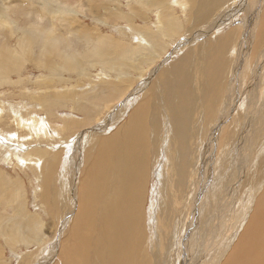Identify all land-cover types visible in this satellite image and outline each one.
I'll use <instances>...</instances> for the list:
<instances>
[{"label": "rangeland", "instance_id": "1", "mask_svg": "<svg viewBox=\"0 0 264 264\" xmlns=\"http://www.w3.org/2000/svg\"><path fill=\"white\" fill-rule=\"evenodd\" d=\"M154 1L0 0V57L5 50L15 59L20 58L21 60L19 68L10 69L3 74L1 71H4L7 65L3 62V57L0 58V64L1 62L3 64L0 70V146L3 147L0 148V177L3 171L11 180L9 188H6L0 180V215L11 213V208L5 204L11 198L9 193L11 190L23 195L20 203L26 207L28 216L36 219V223L26 230L23 241L15 244V250L5 244V238L0 232L1 256L6 261L4 264H37L40 257L42 259L39 264H52L57 259L60 250V238L64 242H72L77 237L83 239L84 232L77 230L76 224L80 218L79 209L83 206L88 187V155L86 152L83 153L89 145L87 138L93 133L105 136L111 130L116 139L114 143L116 148L122 143L133 147L145 143L144 123L141 128L130 127L123 134L120 133V127L128 123L130 115L125 114L124 118L118 117L109 129L104 128V122L117 110L122 101L129 100L131 103L133 99L135 101L140 99L146 88L151 89L150 84L155 77L171 99L179 98L182 103L186 102L189 86L194 96L197 95L198 105L195 108L200 112L211 108V118L207 124L201 119L194 120L192 114L186 111L173 119V135L169 147L178 148L181 153L178 155L179 159L175 158V172L170 176L173 188L171 197L181 199V206L186 210V214H182L179 225L177 220L176 229L179 231L172 240V253L175 249L180 261L186 258V253L189 254L190 259L192 257L196 261L201 259L202 247L200 244H195L196 239L200 243L211 242L208 235L209 227L201 229L202 217L194 215L192 209L214 196L212 188L214 181L220 178L224 189L227 190L236 186L240 187L241 177L238 169L242 166L249 168L264 159V114L256 117V122L261 123V129L256 132L248 129L241 135L237 145H234L236 141H230L227 144L225 142L221 147L217 146L213 152L209 148L210 142L212 144L215 142L211 141L213 137L218 139L223 135L224 128H217V125L222 120H229L227 115L235 118L239 127L245 121V106H238V102L234 104L238 92H245L254 76L250 75L245 83H240L235 72L245 55V49L249 51L253 49L250 44L251 24L249 21L252 15L244 11L245 0L244 2L240 0H194L197 1L198 7H182V5L173 3L175 0ZM199 7L207 9L204 16L197 15ZM239 8L242 9L239 11ZM219 18L221 21L216 23ZM70 20L76 24L75 30L70 31ZM246 20H248L247 23ZM257 22L258 30L264 36V26L260 17L257 18ZM65 25L70 26L69 30L63 28ZM209 25L212 27L208 30ZM33 26H37L39 33L31 30L28 31V37H24L23 32ZM230 30L234 41L232 43L234 47H231L234 48L233 50L221 46L225 40V34ZM133 32L140 33L141 37L134 38ZM191 36L197 37L191 40ZM107 39L115 40V42L108 46ZM163 44L165 45L164 51L160 53L154 50V47L156 50L161 49ZM111 46L115 49L113 52ZM241 46L245 51L238 55L237 52ZM106 47L110 49L107 52L108 55L104 57L105 59H98L97 57L104 53ZM59 48L69 51L68 54L76 57L84 74L72 69L56 72L54 68H39L25 55L28 50L38 53L37 49H40L53 64L55 61L59 64L58 57L53 59L46 54L51 49L55 50L54 54H56ZM263 48L264 42L257 50L260 51ZM25 49L28 50L25 52ZM183 54L191 58V62L186 66L177 62L184 59ZM82 56H89L93 61L85 64ZM113 65L126 66L128 70L123 73L124 75H118L111 71ZM164 66L167 67L157 72ZM106 69H110L108 71L110 77L103 73ZM50 74L53 75L49 76ZM202 74L213 75L214 80L213 86L201 93L196 82ZM115 75L120 78L121 90L113 95L116 97L121 95L120 98H115L110 108L99 109V114L92 116V119L87 118L90 121L89 124L81 123L76 127L61 126L71 115L82 120L86 116L71 107H63L58 108L55 117H48L46 103L43 102L41 107L36 104V98L47 91L76 90L78 89L76 86L80 87V90L88 86L102 90L104 85L113 81ZM46 79L50 81H45ZM152 92L156 94V88H152ZM250 93L253 97L263 96L264 84H259ZM135 95L137 96L134 98ZM83 96L82 101L90 100L89 97L85 98L84 94ZM129 102L127 104L130 107ZM69 106L72 105L69 104ZM253 107L254 103L250 102L249 112L253 110ZM15 114L22 115L24 123L29 121L30 117L38 120L43 118L46 124H51L47 127L49 132L51 128V133L43 134L37 128L19 126ZM166 128L165 123L163 127H160V131H165ZM54 131L57 134H54ZM150 131L152 132V129L149 128L148 132L151 136ZM82 133L85 136L83 140L80 137ZM238 139L239 135L235 137V140ZM187 142L195 147L193 152L200 157L199 160L189 158ZM22 143L27 144L22 146L23 150L35 145H40L45 149L46 161L41 170V178L47 197L45 201L51 206L41 204L36 207L32 203L36 196L34 190L38 191V178L34 169L32 171L28 165L19 164L17 156L13 154L18 151L17 147ZM73 146H76L78 150L76 151V147L73 148ZM213 146L214 149L215 144ZM7 150L10 151H8V156H5ZM211 153L212 162L208 159ZM158 160L159 163L154 167L150 165L148 168L146 176L148 181L144 184L147 187H144L145 200L141 206L145 215H148L149 209L153 212L156 210V193L159 187L157 168L163 163L161 156ZM109 161L113 169L119 168V160L114 155L110 156ZM133 164L139 166V161H133ZM187 164L189 166H186ZM222 164L226 169L218 177L215 172L218 173V170H221L219 166ZM202 167L204 168L203 175L199 180ZM211 167H215L213 174L210 172ZM75 181L79 204L77 208L73 206L68 209L67 193H71L73 186L71 187L70 183ZM120 186H124V181L120 183ZM263 187L264 184L260 191ZM222 199L225 201L224 198ZM15 202L12 201L10 205H15ZM57 202L64 203L65 211L59 214L53 209ZM63 220H65L64 223H62ZM235 227H232V232ZM85 251L86 247L82 245L80 251L63 254L61 259L64 264H76L77 257ZM20 256L23 260H20ZM226 257L227 253H224L215 264H224ZM194 260L192 264L195 263ZM183 264H185L184 261Z\"/></svg>", "mask_w": 264, "mask_h": 264}, {"label": "bare ground", "instance_id": "2", "mask_svg": "<svg viewBox=\"0 0 264 264\" xmlns=\"http://www.w3.org/2000/svg\"><path fill=\"white\" fill-rule=\"evenodd\" d=\"M154 2L158 1L155 0ZM240 2H244V0H240ZM173 3L182 5V7H198L197 1L194 0H175ZM241 9L242 8H239V11ZM244 11L252 15L249 21L251 24L250 44L253 49L252 51L245 49V51L241 46L237 53L241 55V53L245 51V55L242 57L241 64L236 68L235 72L236 78H239L240 83H245L248 76H254L248 83L247 90L245 92H238L234 104L238 102V106H245V121L242 126L239 127L235 118L227 115L226 117L229 118L231 122L229 120H226L227 122L222 120L221 123L217 125V128H224L223 135L218 137V139L217 137L212 138L211 141H215L213 143L215 144V148L213 149L214 146L212 142H210L209 148L211 152L215 151L217 146L221 147L225 142L227 144L230 141H236L234 145H237L241 135L248 129H252L255 132L261 129V123L256 122V117L264 114V95L253 97L250 91L257 88L259 84H264V82H262L264 80V48L260 51L257 50V48L262 45V42H264V36L259 32L257 22V18L260 17L264 26V0H245ZM206 13L207 9L199 7L197 12L198 16H204ZM220 21L219 18L216 23ZM247 22L248 20H246V23ZM221 24L222 23H220V25ZM70 26H68L70 27V31L76 29V24L72 20H70ZM68 27L67 25L63 26L66 30H69ZM211 27L212 25H209L208 30L211 29ZM31 30L39 33L37 26H33L27 28V30L23 32L24 37H28V31ZM133 34L134 38L137 36L139 38L141 37L138 32H133ZM196 37L197 36H191L190 38L192 40ZM107 42L109 46V44L114 43L115 40L107 39ZM233 42L232 31L230 30L225 34V40L221 43V46L231 48L234 47L232 46ZM163 45L159 50H156L154 47V50L157 52L164 51L165 45ZM107 47L104 53L97 57L98 59H103L108 55L107 52L110 51V49H107ZM231 49L233 50L234 48ZM27 50L28 49H25V52ZM37 50L38 53L28 50L25 54L26 58L34 62L37 67L54 68L56 72H63L69 69L76 72L79 70L81 74H84L82 68H80L76 61V57L67 53L69 51H63L60 48L56 54H54L55 50L53 49L48 51L46 53L48 56L53 59H55V57L60 59L59 64H57L56 61L55 64H53L40 49ZM113 50L115 49L112 47V52ZM1 57H3V62L7 65L5 70L1 71L3 74L10 69L14 70L19 68L18 65L21 62L20 58L15 59L5 50H3ZM82 59L85 60V64H89L86 62L92 60L89 56H82ZM177 62L186 66L191 62V58L187 55L183 60ZM1 64L0 70L3 68V64ZM166 67L167 66L159 68L157 72L163 71ZM109 70L106 69L103 73L110 77ZM127 70L128 67L126 66L117 67L113 65L111 67V71L118 75L123 74ZM52 75L53 74H50L49 76ZM213 80V75L205 76L202 74L200 79L196 82L199 92L202 93L209 90L213 86ZM45 81L50 80L46 79ZM119 83L120 78L115 75L113 81L108 85H104L102 90H97L90 86L80 90V87L76 86L79 90L72 89L68 91L67 89H63L57 92L47 91L38 97L36 96V104H39L41 107L43 106V102L46 103V115L48 117H55L58 108L63 107H71L86 116L85 119L82 120L71 115V117L66 118L64 124L61 126L76 127L81 123L89 124L90 121H88L87 118L92 119V116L99 114V109L110 108L113 100L115 98H120L121 95L118 97L113 95L121 90ZM150 87L151 89L146 88L145 93L142 94L143 96H141L140 99L136 101L133 99L131 103L129 100H124L122 103H119L117 110L104 122V128L109 129L113 123L118 120V117L124 118L125 114H127V116L130 115L128 123L120 127V133L123 134L130 127L141 128L144 123L146 135L145 143H140L137 147L122 143L116 148L114 146L116 139L111 130L105 136L93 133L87 138L89 145L85 148L83 153L86 152L88 155V187L83 206L79 209L80 218L76 224V229L82 230L84 232V237L82 240L77 237L72 242H64L60 238V250L57 254V259L54 260L52 264H64L61 259L63 254L78 252L82 248V245L86 247V251L77 257L75 261L76 264H183V261L185 264H192L194 259L193 257L190 259L189 254L186 253V258L180 261L175 249L172 253V240H174L177 236L176 233L179 231L176 229V223L178 220V225L180 224L182 214H186V210L181 206V199L171 197L173 188L170 176L174 175L175 158L179 159L178 155H180L181 150L178 148H170L169 146L173 135L172 125L175 117L186 111L192 114L194 120L201 119V121L207 124L209 118H211V108L204 109L203 112L198 111L195 108L196 105H198V101H196L197 95L194 96L189 86L187 88L188 100L183 103L179 98L171 99L162 88L161 84L157 82L156 77L151 81ZM152 88H156V94L152 92ZM83 94L85 98L89 97L90 100L87 99L82 101V97H84ZM136 96L137 95H135L134 98ZM128 102L130 103V107L127 104ZM250 102L254 103L251 112H249ZM80 103H82V106H80ZM69 104L72 106H69ZM88 106L93 107L90 108ZM15 115L17 116L19 126L25 128L29 127L30 129L31 127L37 128V130L43 134L51 133V128L50 132L47 130V127L51 124H46L43 118L38 120L30 117V120L24 123L21 118L22 115ZM165 123L167 125L166 130L160 131V127H163ZM149 128L150 130L152 129V132L150 131L151 136L148 132ZM53 133L57 134L56 131ZM238 135L239 139L235 140V137ZM80 137L82 140L85 138L83 133ZM56 138L59 139L58 136H56ZM25 144L26 143L20 144L19 147H17L18 151L13 154L17 156L19 164L22 163L23 166L28 165L32 171L34 169L38 178V191L34 190L36 196L32 203L36 207L41 204L51 206L45 201L47 197L41 178V170L46 161L45 149L40 145H35L30 148L25 147L27 150H23ZM75 147L76 146H73V148ZM0 148L3 147L0 146ZM187 149L190 153V159L199 160L200 157H197L193 152V150L195 151V147L189 145L188 142ZM75 150L77 151L78 148L76 147ZM8 151L10 150H7L5 156H8ZM83 153L81 152V154ZM225 154L228 156L227 152ZM111 155H114L119 160V168L113 169L111 166L109 161ZM160 156L163 159V163L161 165L159 164L157 168L159 187L156 193V210L153 212L149 209L148 215H145L141 205L144 204L145 200L144 187H147V185L144 184H147L148 181L146 178L148 175V168L150 165L154 167L159 163L160 161L158 159ZM208 159L212 162V153ZM24 160H27V162H24ZM78 160L80 161V158ZM136 160L139 161V166H134L133 161ZM74 165L76 166V162ZM186 166H189V164ZM218 166L219 165H217V167ZM219 167H221V170L217 169L218 173L215 172V175L218 177L225 172L226 169L223 164ZM213 168L215 167L210 168L211 174L215 171H213ZM203 170L204 168L202 167L199 180L202 178ZM238 173L241 177L240 187L236 186L229 190L224 189L222 180L217 178L212 184L214 196L207 202L194 206L192 209L194 215H201L202 217L201 229L209 227L208 235L209 239H211V242L207 243H200L199 240L196 239L195 244H200L202 247V255L200 257L201 259L197 261L194 260L195 263L193 264H215L224 253H227L224 264H264V187L262 191H260L264 184V159L260 160L255 165H251L249 168L242 166L241 169H238ZM0 180L6 188L10 187L11 180L3 171ZM122 181H124V186H120ZM15 182L18 184V180ZM70 184L71 187L73 186V189L70 193L71 195L67 193L66 203L68 204V209L73 206L77 208L79 204L78 189L76 191L77 182H71ZM9 193L11 198L5 204L11 208V213L8 215L2 213L0 215V232L5 238V244L9 246L10 249L15 250V244L23 241L26 230L36 223V219L29 217L26 212V207L24 204L22 205L20 203L23 198L21 193L11 190H9ZM222 198H224L225 201H223ZM100 200L101 204L99 205ZM12 201L16 202L15 205L12 204L11 206L10 203H12ZM63 206L64 203L57 202L53 209L59 214L65 211ZM147 220L149 221L148 224ZM64 221L65 220H63L62 223H64ZM151 223H153L152 226ZM233 226L236 227L232 232ZM233 239L235 240L233 241ZM1 254L2 248H0V264H4L6 261ZM41 259L42 257H40L37 264H39ZM20 260H23L22 256H20ZM48 262L49 261H47V263Z\"/></svg>", "mask_w": 264, "mask_h": 264}]
</instances>
